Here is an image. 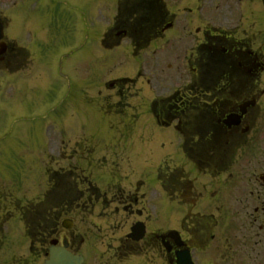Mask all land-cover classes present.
Here are the masks:
<instances>
[{"label":"flooded vegetation","instance_id":"obj_1","mask_svg":"<svg viewBox=\"0 0 264 264\" xmlns=\"http://www.w3.org/2000/svg\"><path fill=\"white\" fill-rule=\"evenodd\" d=\"M0 2L13 3L17 23L16 45L8 44L0 66L42 73L57 66L74 99H85L88 53L125 41L141 73L121 90V103L141 92L165 126V163L175 154L188 162L149 180L113 176L104 191L93 173L118 160L102 153L98 130L77 134L65 145L74 164L62 183L75 201L64 197L57 210L79 215L81 231L59 229L58 239L76 251L78 237L93 245L90 236L105 232L111 241L100 242L112 248L105 264H264V0ZM54 180L51 171L53 196ZM55 210L53 200L42 239L55 235ZM136 222L144 224L139 240L128 236ZM47 253L0 255V264H39Z\"/></svg>","mask_w":264,"mask_h":264},{"label":"rangeland","instance_id":"obj_2","mask_svg":"<svg viewBox=\"0 0 264 264\" xmlns=\"http://www.w3.org/2000/svg\"><path fill=\"white\" fill-rule=\"evenodd\" d=\"M13 12V8L8 9L6 6H0L1 16H6L9 13L13 15ZM14 36V31H11L8 38L13 40ZM118 53L120 59L114 69L124 64L127 65L120 51ZM98 57L99 59L102 57L100 53H98ZM91 58V55H87L86 66L95 67L98 62L95 58ZM132 65L137 68L140 67L135 61L132 62ZM87 72L89 71L87 70ZM113 76L112 71L107 72V75H103L98 84L101 85V81L112 79ZM41 82H44L42 88L37 89L36 86H40L39 83ZM53 88L55 87L52 82L47 78L46 80L42 79L37 73L32 78L25 77L22 79L10 71L0 73V198L7 201L12 199L15 205L17 199L12 197L17 196L21 199L23 196L24 200L22 201L26 202V207H29L33 199L34 201L39 199L37 194L44 191L45 184L42 179L37 181V175L40 173L38 170L44 167L43 160L49 162L46 152L51 150L56 142L62 141L64 136L75 133L76 128L81 126L110 128L112 135L117 130L124 128H148L149 131H146L148 145L136 143L138 150H141L140 152L143 154L149 152L153 158H161L167 153L161 144L158 145L157 135L160 134V126L154 125L149 112L144 118V105L142 107L140 105L136 112L139 116H137L135 123L132 119L130 120L133 117V107L139 106L138 100L128 99V107L130 106V108H127L126 117L124 116V119L120 120V117L110 110L113 108L110 107L111 102H123L116 97V91H106L104 87L94 89L89 85L87 86V103L85 104V101L84 103L80 99L74 101L72 97L68 98L66 103L64 100L52 102L48 93ZM99 90H102V94L98 93ZM107 93L110 96L106 97ZM90 94L98 95L92 98ZM55 107H57L56 110H54ZM124 108L125 104H122L117 107V110H124ZM118 149L123 151L121 145ZM132 166L133 169L128 167L127 171L135 179L147 180L154 176L158 170L157 165L152 163L134 164ZM39 177L42 176L39 175ZM36 188L37 193L35 192ZM23 217L26 218L24 221L21 216H15L8 225L9 235L12 228L19 225L12 232L13 238H17L13 240L21 246V251L16 256H30L28 253L29 240L26 235L29 227L27 220L30 216L24 215ZM10 237L12 238L11 235ZM83 252L89 260L88 249L86 248ZM31 257L33 256L31 255ZM90 264H96V262L90 261Z\"/></svg>","mask_w":264,"mask_h":264},{"label":"water","instance_id":"obj_3","mask_svg":"<svg viewBox=\"0 0 264 264\" xmlns=\"http://www.w3.org/2000/svg\"><path fill=\"white\" fill-rule=\"evenodd\" d=\"M3 35V29L0 24V38ZM81 258L72 255L68 251L59 248L53 247L51 250V257L46 261V264H81Z\"/></svg>","mask_w":264,"mask_h":264}]
</instances>
